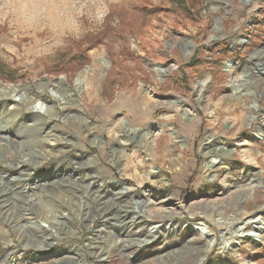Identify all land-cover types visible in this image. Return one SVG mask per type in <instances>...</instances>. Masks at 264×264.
Wrapping results in <instances>:
<instances>
[{
	"label": "rangeland",
	"instance_id": "1",
	"mask_svg": "<svg viewBox=\"0 0 264 264\" xmlns=\"http://www.w3.org/2000/svg\"><path fill=\"white\" fill-rule=\"evenodd\" d=\"M184 1L0 0V82L43 106L0 102V264H227L264 228V0Z\"/></svg>",
	"mask_w": 264,
	"mask_h": 264
},
{
	"label": "bare ground",
	"instance_id": "2",
	"mask_svg": "<svg viewBox=\"0 0 264 264\" xmlns=\"http://www.w3.org/2000/svg\"><path fill=\"white\" fill-rule=\"evenodd\" d=\"M22 88L23 87H21L19 85H3L0 82V102H2L3 105H5V106H7V104H8L10 107L14 108L17 105H19L20 101L24 100L26 102L25 108L28 111L27 114L29 116L33 117V116L40 115V112L43 109V106L39 102H37L35 97L29 96V97H27L26 100H25V98H22V96L24 97V95H25V93H24L25 91L23 92ZM17 94H20V96L22 95L21 98H16ZM144 133H146V132H144ZM214 150L215 149H213L212 145L209 143L208 147H206L205 154L212 155ZM216 163H215V159H212V158H210L204 162L203 172L201 175V177L203 179H207L208 177L211 176V172L213 171ZM124 188L125 187H121L120 190H118L116 193H119V194L122 193ZM127 202H130V205H131V211L132 212L130 213L131 214L130 217L132 219L140 218L141 214H142L141 213L142 210L138 208L137 201L134 200L132 202L131 200H129L127 198ZM68 204L69 203H67L66 201H61L56 208L57 209L56 214H53V213L48 214V212L45 211V212L39 213V214H34V215L28 214L25 216H21L20 219H22L23 223L28 224V226L32 225V226H36V227L44 229V230H48V228L52 227L53 220L57 219L56 216L63 214V212L61 213V210L63 208H65V206L68 207ZM254 214H256V215H245L244 217H241L239 219L237 218L238 221L236 222V224H234V225L229 224L228 225L232 231H230L231 233L228 234V236L224 237V239L222 237L223 241H222L221 245L219 246V252L221 254H223L222 261L224 263L229 264V262H230L224 256L225 250L227 251L229 249V250L236 251L237 245H239V243L241 241H244L247 239L255 238L257 240H259V239L264 240V228H260V226H257V231L255 233H253L255 223H256V219H257L256 216H258L259 212L254 213ZM215 222L217 224H221L220 222H222V221L215 219ZM202 223H200V221L194 222V223L192 222V223H190V228L192 229L193 232L204 234L206 237V243L209 245V244H211V242L213 241L215 236ZM167 224H168L167 228L169 227L168 229H170L172 226H170L169 223H167ZM263 225H264V222H263ZM155 227H156V225H153V228H150L151 232L157 231V227L156 228ZM154 228L156 230H154ZM161 229L164 230L163 228H161ZM174 229L182 230L181 227H176ZM233 232H236V233H233ZM255 235L257 236V238L255 237Z\"/></svg>",
	"mask_w": 264,
	"mask_h": 264
},
{
	"label": "trees",
	"instance_id": "3",
	"mask_svg": "<svg viewBox=\"0 0 264 264\" xmlns=\"http://www.w3.org/2000/svg\"><path fill=\"white\" fill-rule=\"evenodd\" d=\"M178 3V6H181V8L186 9L185 1L184 0H175ZM192 182V177L189 179V183Z\"/></svg>",
	"mask_w": 264,
	"mask_h": 264
}]
</instances>
